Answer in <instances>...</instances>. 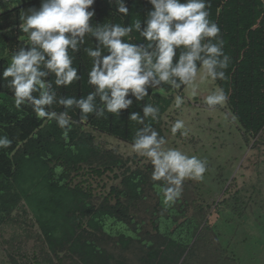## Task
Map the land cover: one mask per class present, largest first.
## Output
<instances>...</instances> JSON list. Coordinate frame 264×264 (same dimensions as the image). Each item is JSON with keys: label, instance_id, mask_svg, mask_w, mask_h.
I'll list each match as a JSON object with an SVG mask.
<instances>
[{"label": "trees", "instance_id": "16d2710c", "mask_svg": "<svg viewBox=\"0 0 264 264\" xmlns=\"http://www.w3.org/2000/svg\"><path fill=\"white\" fill-rule=\"evenodd\" d=\"M126 4L131 6L132 0ZM11 6L0 16V53L15 50L26 39L18 24L26 8L39 7V0H12ZM149 7L139 0L126 19L131 23ZM92 8L95 22L113 18L115 6L107 0H95ZM208 10L231 58L227 80L217 84L228 94L229 112L244 141L252 139L255 146L264 139V0H209ZM7 62L0 56V68ZM75 63L82 79L57 89L58 94L79 97L91 91L86 83L90 59L81 51ZM174 94L158 91L145 98V103L160 107V121L154 126L163 136V116ZM70 115L73 127L65 138L55 122L37 119L27 107L13 108L9 90L0 86V131L13 140L10 149L0 151V226L16 208L30 213L54 264H65L66 259L70 264H130L121 253L108 250V240L120 246V252L136 246L140 264H219L213 260L216 239L204 209L191 203L189 184L175 205L165 208L150 164L132 168V159L96 143L94 132L131 144L136 125L127 118L128 110H121V117L90 115L87 121L78 111ZM107 173L120 185H111L95 204L92 183ZM150 197L154 201L145 209L147 229L135 211Z\"/></svg>", "mask_w": 264, "mask_h": 264}, {"label": "clouds", "instance_id": "9594fccd", "mask_svg": "<svg viewBox=\"0 0 264 264\" xmlns=\"http://www.w3.org/2000/svg\"><path fill=\"white\" fill-rule=\"evenodd\" d=\"M11 2L2 0L0 16L13 8ZM94 2L39 0V7L26 8L18 24L26 39L15 50L0 53L8 58L0 68V86L9 90L13 108H30L37 119L55 122L65 138L73 127L72 111L87 121L90 115L121 117V110H128L127 118L136 125L131 150L151 165L162 203L171 208L181 198L185 181L204 180L207 160L168 146L154 126L160 107L145 103V98L158 91L175 93L171 107L183 111L187 97L181 92L196 98L202 86L226 81L231 58L221 29L210 17L209 0H146L150 7L131 23L126 18L139 0L131 6L126 0H107L115 10L106 22L94 21ZM81 51L91 61L86 80L91 91L79 97L58 94L57 89L82 79L75 63ZM227 101V92L217 84L203 106L218 110ZM185 128L183 119L170 121L173 136L179 132L186 137ZM12 145L0 131V151Z\"/></svg>", "mask_w": 264, "mask_h": 264}, {"label": "rangeland", "instance_id": "374dc122", "mask_svg": "<svg viewBox=\"0 0 264 264\" xmlns=\"http://www.w3.org/2000/svg\"><path fill=\"white\" fill-rule=\"evenodd\" d=\"M216 85L202 86L196 98L187 97L183 111L170 107L163 116V133L168 146L207 160L208 171L202 182L185 181L194 207H202L207 215L211 235L216 239L213 260L219 264H264V139L253 146L245 142L240 127L231 116L227 104L218 110L203 106L205 95ZM183 119L188 135L170 133V121ZM102 148L113 149L123 158L132 159V168L149 163L131 150V144L110 135L94 132ZM93 202L99 203L110 186L120 180L110 173L92 183ZM99 184V187L96 185ZM102 184V185H101ZM154 199L149 198L135 213L150 229L148 213ZM115 240V239H114ZM111 252L121 253L130 264H140L139 250L131 246L120 252L113 241L106 243ZM46 244L30 213L16 208L0 226V264H54L48 260ZM65 264H70L65 260Z\"/></svg>", "mask_w": 264, "mask_h": 264}]
</instances>
